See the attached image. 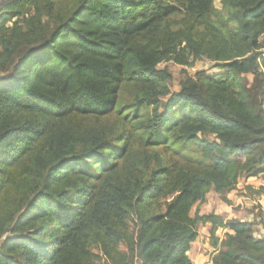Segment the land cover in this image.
Segmentation results:
<instances>
[{"label":"trees","instance_id":"trees-1","mask_svg":"<svg viewBox=\"0 0 264 264\" xmlns=\"http://www.w3.org/2000/svg\"><path fill=\"white\" fill-rule=\"evenodd\" d=\"M215 1L0 0V264H194L206 224L211 264H264L195 208L264 176V0Z\"/></svg>","mask_w":264,"mask_h":264},{"label":"rangeland","instance_id":"rangeland-1","mask_svg":"<svg viewBox=\"0 0 264 264\" xmlns=\"http://www.w3.org/2000/svg\"><path fill=\"white\" fill-rule=\"evenodd\" d=\"M215 6L216 8L220 7L218 0L215 1ZM262 43L264 45V40H262ZM158 68H167L171 73L172 80L169 83L171 92L178 90L179 82L182 78V71H185L190 77H194L197 73L201 72L206 73L208 76L219 73V71L213 68V63L205 58L199 59L189 68L176 65L173 62L162 63ZM247 78L249 82L252 81L251 76ZM167 98H164V100ZM201 138L208 141L214 139L212 135H202ZM196 207L200 214L214 213L222 217L224 221L233 218L242 221H253L255 223L253 227L254 234L264 236V224L262 222L264 210V176L240 180L230 192L217 194L212 191L207 194L205 202ZM208 231L209 226L199 225L198 237L188 253L189 258L194 264H211L210 260L215 254V251L210 245ZM224 233V230H217L215 235L220 240H223Z\"/></svg>","mask_w":264,"mask_h":264},{"label":"crops","instance_id":"crops-1","mask_svg":"<svg viewBox=\"0 0 264 264\" xmlns=\"http://www.w3.org/2000/svg\"><path fill=\"white\" fill-rule=\"evenodd\" d=\"M204 215H206V214H204ZM206 226H209V229H210V225L209 224H206ZM209 232V231H208ZM260 235V234H259ZM255 237H257V238H264V236H257V235H255ZM211 263V262H210Z\"/></svg>","mask_w":264,"mask_h":264},{"label":"built area","instance_id":"built-area-1","mask_svg":"<svg viewBox=\"0 0 264 264\" xmlns=\"http://www.w3.org/2000/svg\"><path fill=\"white\" fill-rule=\"evenodd\" d=\"M263 40H264V37H263ZM264 209V208H263ZM262 222L264 224V210H263V214H262Z\"/></svg>","mask_w":264,"mask_h":264}]
</instances>
